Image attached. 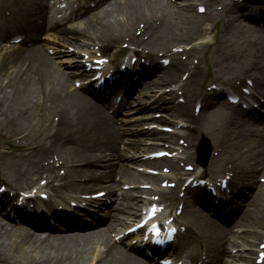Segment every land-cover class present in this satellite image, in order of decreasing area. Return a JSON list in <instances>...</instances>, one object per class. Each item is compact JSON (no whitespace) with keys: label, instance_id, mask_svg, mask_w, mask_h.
<instances>
[{"label":"bare ground","instance_id":"bare-ground-1","mask_svg":"<svg viewBox=\"0 0 264 264\" xmlns=\"http://www.w3.org/2000/svg\"><path fill=\"white\" fill-rule=\"evenodd\" d=\"M92 1L93 6L77 9L73 14L74 19H83L81 26L71 25L72 19H69L68 26L57 25L55 31L61 44L71 48L77 45L85 53L92 48L100 57L109 56L110 61L116 62L112 70L119 77L106 96L88 86L84 87L85 94L70 89L72 78L82 75L79 72L81 57H70L72 50L61 48L59 58L71 61L67 62V69H61L54 65L46 47L36 39L42 29L39 19L46 10L44 0H0V46L10 35L24 36L17 47L0 52V131L6 130L16 137L7 148L10 153L0 156V175L6 179L1 181L14 189L11 197L15 189H28L42 177L46 182L39 188L51 193L57 194L63 189L86 192L97 187L106 191L109 200L107 217L100 218L95 225L101 222L102 226L86 229L88 225H79L69 218L64 224L66 231L71 227H81V231L68 234L70 232H54L56 229L46 222L45 216L37 218L38 223H35L18 206L15 210L22 214H18V222L4 221L1 213L10 199L1 195L0 264H146L118 247L108 233L124 222L121 214L135 217L141 206L168 200L170 210L176 202L182 204L181 218L187 219V225H182L195 234L194 242L199 243V248L204 246L213 252L214 264H224V256L229 255L226 247L235 235L228 226L221 228L198 214L193 205L199 201L205 203L201 198L205 188L214 186L209 182L218 181L222 176L226 188L246 197L244 216L235 226L241 230L237 235L241 245L264 237V121L257 122L264 120V114L257 111L264 108V24L255 23L249 17L253 8L264 6L250 5L245 11L237 8L232 0ZM114 11L117 16H113ZM216 16L222 18L220 33L213 35L210 41L192 44L206 33L203 25ZM208 31L212 33L213 26ZM178 44L192 45L182 48L181 52L173 51ZM197 51L202 52L203 63L209 53L218 70L208 86L199 60L194 56ZM182 53L184 57L180 56ZM161 58L165 62H156ZM223 65L229 72L220 76ZM154 66L160 67L162 73L155 75ZM127 81L130 85L125 91L126 99L119 104V110L126 115L131 106H136V110L155 107L186 118L190 125H179L183 128L182 134L154 125L146 128L144 125L157 122L172 124V120L160 112L147 114L152 118L148 124L144 117L137 115L118 125L95 97L106 105L108 98L125 87ZM217 81L223 87V101L219 99L220 89L211 87ZM179 82H182L180 90L168 88ZM134 86L143 97L155 98L149 103L151 106L144 107L142 100L132 93ZM159 90L163 92L157 94ZM179 92L182 102L176 101ZM125 135L166 137L172 144H178L180 136L183 158L163 157L148 164L159 171L168 169L172 176L180 171L182 177H175L173 186L161 189L159 183L169 181L170 176L133 173L127 162H136L139 158L128 154L147 152L149 146H141L146 145L143 141L126 142ZM254 136L261 140H252ZM200 139L209 141L213 156L208 168L195 173L189 169L194 161L190 151ZM186 178L192 182L205 178L209 182L186 185L181 201L178 192L181 181ZM139 181L156 186H132L130 191L116 196L121 185ZM210 200L212 198L208 202ZM230 200L222 205L226 207ZM89 201L99 204L98 199ZM236 210L230 216L225 215L229 222L234 220ZM44 229L47 233L41 236Z\"/></svg>","mask_w":264,"mask_h":264},{"label":"rangeland","instance_id":"rangeland-1","mask_svg":"<svg viewBox=\"0 0 264 264\" xmlns=\"http://www.w3.org/2000/svg\"><path fill=\"white\" fill-rule=\"evenodd\" d=\"M47 1L48 0H45V3H47ZM223 1L225 2V0H223ZM232 1L237 3V8L239 7V9H243L245 11L249 10L250 5H254L252 2H248L247 0H232ZM172 5H174V3ZM255 5H257V4H255ZM251 12L253 14H252V16L251 15L249 16L250 19H252L255 23H264V8H260V7L253 8V10ZM249 14H251V13H249ZM115 15L117 16V12L116 11L113 12V16H115ZM82 22L81 21H76L74 24L77 25V26H81L83 24ZM186 23H188V21H185V24ZM211 26H213V32L209 33L208 28L211 27ZM205 27H206V33L203 36H201L198 39H196L192 44H199V43L205 42V40L206 41H210L213 38V35L217 36L220 33V30L222 28V18H221V16H216L212 21H209L206 24H204L203 28H205ZM57 36H59V35L54 30L50 31V29H49V30L42 31L41 36H40L41 39H42L41 42L48 49H54V50L58 51L61 48L62 49L66 48V49L72 50L73 54L71 53L70 57L74 56V57L78 58L79 54L83 55L84 51L82 52V48L78 47L77 45H74L73 48H71V47L69 48L67 45H64L63 43L61 44V42L59 40H58V44H56L57 43ZM7 40H10V39H7ZM7 40H4L2 42V44H1V46H0V50H1L0 52L1 53L9 51L10 47L13 45V44L9 43ZM192 44H189V45L178 44L173 49V51L181 52L182 48L183 49H188L190 47V45H192ZM92 51L93 50L91 48V50L88 51V52L92 53ZM94 52H95V50L93 51V53ZM180 56L184 57L185 54L183 55V53H182V54H180ZM194 56H196L198 58V60H199L200 71L205 75L204 82H205V85L208 86V84H210L209 81L212 80V78L215 76L214 74L217 73L218 70L215 68V66H213V63L211 62L210 57H209V53L206 54L207 57L204 58L205 59L204 63H203V55H202L201 51H197ZM50 57H51V60L53 61L54 65L56 67L61 68V69H63L64 68L63 65L68 62V60L64 59V61H63L62 60L63 58H59V56H56V55H51ZM156 62L160 63V62H165V61L163 60V58H161L160 60H157ZM143 64L147 65V63L144 62V61H143ZM154 68H155V72H154L155 75H158L159 73L160 74L162 73L160 67L154 66ZM222 68H223L224 71L219 73L220 76L221 75L223 76V75H225L226 73L229 72V69H227L226 65H223ZM158 81H159V79H156V82H158ZM181 84H182V82H179L176 85L173 84L171 86H168V88L177 90V89H179L181 87ZM214 84H211L212 85L211 87L217 86L218 89H220V91L218 92L219 93V99H220V101H223V99L225 98L224 97L225 95H224V93L222 91L223 90L222 89L223 88L222 85H219L220 82H218V81H217V83L215 85ZM73 88H74V86H72V84H70V89H73ZM243 90H246V89L243 88ZM159 91H157V92H159ZM180 93L181 92H179L176 96H178V95L181 96ZM170 96L172 97V95H170ZM179 96H178L176 101L177 102H182L183 97H179ZM196 110L197 109L195 108V111ZM158 112H160L161 114L165 115L167 118L172 120V124H171V122H170V124L169 123L159 124V122H157V123H151V124H149V126L150 125H154V126L162 127V129H164V128L168 129V131H174L176 133H181L182 134L183 133V128L179 127V125H190V123L186 121V118L175 117L174 113H172L169 110L167 111V109L160 110ZM166 124H168V125H166ZM165 132H167V131H163L162 133H165ZM15 138L16 137H13L11 134H8L6 130L5 131L4 130L0 131V156L3 155L4 153H6V154L10 153L9 151H11V150L7 149V148H8V146L10 147V146L13 145V142H14ZM165 138H157V136H154L152 138H149V137L146 138L145 136L128 137L125 140L132 139L135 142H138V141L142 142L143 141V142H145L147 144L146 145L145 144H141V146H144V147L145 146H149L148 149H147V152H145L146 150L137 151V153L136 152L135 153L130 152V154H128V156L131 155V154H135V157L136 156H149V155L152 156V155H155V156H157V159H161L163 157L183 158V156L180 155V152L182 150L183 139L180 136H178L177 137V139H178L177 143L178 144H172V141L170 139H165ZM200 141H202V140L200 139L197 142H195L194 149L192 151H190L192 154H194L193 155L194 156V161L192 162L191 165H189V169L190 170H194L195 173H198V172L202 171L204 168H208L210 163H211L210 160H211V158L213 156V153H212L213 152V147H211V144L208 141V143H209V145L211 147V153L209 154V156L207 158L206 165L202 166L201 162L203 161L204 158L203 157L200 158L198 156V154H197V151H196ZM150 149H153V150H150ZM152 162H153V160H149V161H146V162H143V163L142 162L141 163L127 162V166H129L128 168L133 173H137V174L142 175V176L154 175V177H155V176H157L160 173L170 176L171 179L169 181L160 182L159 183V187L161 189H165L166 186H169L170 184L174 183L175 182L174 181L175 177L176 178L182 177L180 171H176L175 175H173V176L171 175L172 173L168 169H163V171H159V170H157L158 168H156V167H154L152 165H149ZM0 179L6 181V179L4 177H2L1 175H0ZM116 179H119V176H116ZM44 180L45 179H42V177H41L39 180H37V182H35L34 186L39 185V183L43 184ZM182 182H181V184H183ZM140 183H142V181H139V183L130 184L128 186H130V187H132V186H141L142 187V185H144L146 187H152V188H154L156 186L154 183H152L151 185L150 184L145 185V184H140ZM121 184H124V182H121ZM122 186L123 185H121V188H122ZM96 190H99V188L96 189ZM61 191L69 194L68 190L63 189ZM128 191H130V190H128ZM121 192H123V189H121V190L117 189L116 190V196H117V194H120ZM133 194L134 195H138L137 193H134V191H133ZM238 203H239V201L235 199L234 200V206L238 205ZM135 207H137V206H135ZM199 207L194 206L193 210L196 211L198 214H200V215H202V216H204V217H206L208 219H211L213 222H216V220L213 217H211L210 214L207 211L201 210V209H199ZM244 208H245V206L244 207L242 206V210H240V212H239L240 213V217L238 218V220L236 219L237 221L235 223H237L240 220V218L242 217V214H244L243 213ZM125 217L126 216H124L123 218H125ZM4 221H6V220H4ZM180 221H182L183 224L187 225V219L186 218H181ZM235 223L233 222V223H230V226L228 225V227H231L232 234L235 235V237L231 239L233 242L230 245H227V252L229 250H231L232 251L231 252L232 257L229 258V257L225 256L224 260H225V262H232L233 264H251L252 261L256 258V254L258 252V247H260L261 242L264 241V237L256 238V240H254V242L252 240H250V242L247 245L246 244L241 245V241L237 237V235L240 234L241 230H238V227L235 228V226H237ZM219 227L222 228L224 226L219 225ZM187 231L188 232H186V235H184L186 240H188L189 243L191 242L193 245L196 246V244H194V241H193V238H194L195 234H193L190 230H187ZM40 235L44 236L46 234L42 233Z\"/></svg>","mask_w":264,"mask_h":264},{"label":"water","instance_id":"water-1","mask_svg":"<svg viewBox=\"0 0 264 264\" xmlns=\"http://www.w3.org/2000/svg\"><path fill=\"white\" fill-rule=\"evenodd\" d=\"M249 1H251L253 3L261 4V5L264 4V0H249ZM202 149H204V150L206 149V151L208 153L210 148L207 146V144H202L201 145V150Z\"/></svg>","mask_w":264,"mask_h":264},{"label":"snow or ice","instance_id":"snow-or-ice-1","mask_svg":"<svg viewBox=\"0 0 264 264\" xmlns=\"http://www.w3.org/2000/svg\"><path fill=\"white\" fill-rule=\"evenodd\" d=\"M202 10V9H201Z\"/></svg>","mask_w":264,"mask_h":264}]
</instances>
